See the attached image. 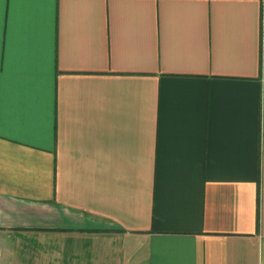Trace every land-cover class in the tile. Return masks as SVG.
Instances as JSON below:
<instances>
[{
  "label": "crops",
  "instance_id": "crops-1",
  "mask_svg": "<svg viewBox=\"0 0 264 264\" xmlns=\"http://www.w3.org/2000/svg\"><path fill=\"white\" fill-rule=\"evenodd\" d=\"M0 264H264V0H3Z\"/></svg>",
  "mask_w": 264,
  "mask_h": 264
},
{
  "label": "snow or ice",
  "instance_id": "snow-or-ice-1",
  "mask_svg": "<svg viewBox=\"0 0 264 264\" xmlns=\"http://www.w3.org/2000/svg\"><path fill=\"white\" fill-rule=\"evenodd\" d=\"M3 2V0H0V3H2Z\"/></svg>",
  "mask_w": 264,
  "mask_h": 264
}]
</instances>
